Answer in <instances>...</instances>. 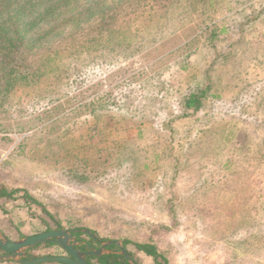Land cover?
<instances>
[{
  "label": "rangeland",
  "instance_id": "374dc122",
  "mask_svg": "<svg viewBox=\"0 0 264 264\" xmlns=\"http://www.w3.org/2000/svg\"><path fill=\"white\" fill-rule=\"evenodd\" d=\"M191 6L139 53L80 59L66 94L56 81L18 84L0 100V186L16 190L0 197L3 235L86 229L151 240L167 264H264V0ZM56 63L75 64L65 54ZM208 82L212 96L185 110L182 96ZM28 251L65 255L57 245Z\"/></svg>",
  "mask_w": 264,
  "mask_h": 264
},
{
  "label": "trees",
  "instance_id": "16d2710c",
  "mask_svg": "<svg viewBox=\"0 0 264 264\" xmlns=\"http://www.w3.org/2000/svg\"><path fill=\"white\" fill-rule=\"evenodd\" d=\"M216 1L0 0V53H4L3 60H8L2 63L9 65L0 73V100L7 98L18 84L56 81L61 85L58 92L63 90L66 94L70 91V74L82 67L80 59L83 58V62L105 60L127 50L139 53L180 28L177 22H182L189 14L193 3L204 2L208 9L215 8ZM135 23L139 28L134 31ZM138 31H143L146 38L138 39ZM216 31L215 27L210 28L205 37L210 45L218 37ZM147 35H151L149 41H145ZM61 54L75 64H65L64 69H60L56 60ZM48 88L46 85L44 92L53 91ZM209 90L208 82L183 95V108L190 113L198 112L203 100L212 96L211 93L207 95ZM15 192V189L8 191L0 186V197L11 199ZM22 197L31 199L26 192ZM77 233L90 236L81 230ZM126 243L151 256L156 264H167V259L151 240L144 243L124 240L122 245L125 247ZM50 245L54 244L43 243L30 250ZM117 254L90 255L87 260L90 264L91 257L99 264H129Z\"/></svg>",
  "mask_w": 264,
  "mask_h": 264
},
{
  "label": "water",
  "instance_id": "95a60500",
  "mask_svg": "<svg viewBox=\"0 0 264 264\" xmlns=\"http://www.w3.org/2000/svg\"><path fill=\"white\" fill-rule=\"evenodd\" d=\"M77 230H69L63 227H54L49 230L42 231L33 235L23 236L15 240L7 238L0 232V262L14 261L19 264H39L46 262H55L60 264H90L87 261L88 255H100L108 253L109 250L99 248L93 249L86 245V250L82 251L76 246L78 241L72 232ZM82 232L92 236L91 232L86 229H81ZM43 243H52L59 246L65 255H41L31 257L28 250L36 245ZM108 243V242H107ZM118 246L117 253L122 255L130 264H138L133 260L129 252L121 244L120 241H114Z\"/></svg>",
  "mask_w": 264,
  "mask_h": 264
},
{
  "label": "flooded vegetation",
  "instance_id": "af4514ba",
  "mask_svg": "<svg viewBox=\"0 0 264 264\" xmlns=\"http://www.w3.org/2000/svg\"><path fill=\"white\" fill-rule=\"evenodd\" d=\"M69 230H77L76 232H72L75 236V238L77 239L78 241V245L76 246L78 249L82 250V251H85L86 250V245H89L91 246L93 249H99V248H103V249H107L109 250L110 252L108 253H111V254H117V251L119 250L118 249V246L114 243V240H110L109 239H102L100 237H98L97 235H94L92 233V236H84L83 234H78L77 232L80 230V229H69ZM108 242V243H107ZM114 246L116 248H114ZM129 252V251H128ZM2 253V252H0ZM130 254V253H129ZM118 255V254H117ZM90 256V255H88ZM87 256V257H88ZM94 256V255H93ZM98 256V255H97ZM131 257L133 258V260L135 262H137L134 257L131 255ZM92 258V257H91ZM89 258V260L91 259ZM94 258V257H93ZM88 259V258H87ZM88 261V260H87ZM130 264V263H129ZM139 264V263H138Z\"/></svg>",
  "mask_w": 264,
  "mask_h": 264
}]
</instances>
